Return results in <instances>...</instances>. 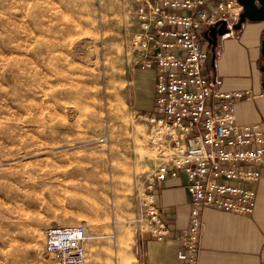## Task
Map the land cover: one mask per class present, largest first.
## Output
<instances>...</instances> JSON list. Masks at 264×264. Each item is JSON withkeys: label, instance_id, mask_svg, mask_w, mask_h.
Returning a JSON list of instances; mask_svg holds the SVG:
<instances>
[{"label": "rangeland", "instance_id": "rangeland-1", "mask_svg": "<svg viewBox=\"0 0 264 264\" xmlns=\"http://www.w3.org/2000/svg\"><path fill=\"white\" fill-rule=\"evenodd\" d=\"M135 3L0 0V264H57L43 232L80 224L86 264H140L155 158L130 103Z\"/></svg>", "mask_w": 264, "mask_h": 264}, {"label": "built area", "instance_id": "built-area-1", "mask_svg": "<svg viewBox=\"0 0 264 264\" xmlns=\"http://www.w3.org/2000/svg\"><path fill=\"white\" fill-rule=\"evenodd\" d=\"M208 4L136 0L137 29L128 40L138 67L156 76L153 110L138 114L149 126L146 147L155 158L139 195L141 237L149 234L162 242L173 235L158 205V186L184 174L191 210L187 227L174 235L178 264H197L205 210L254 213L261 178L255 165H264V122L242 124L234 115V101L251 92L224 91L223 79L209 73L204 47L210 45L205 33L221 21L232 29L243 7L237 0L211 9ZM234 5L240 7L237 12ZM43 233L45 250L57 264H86L90 235L84 225H53Z\"/></svg>", "mask_w": 264, "mask_h": 264}, {"label": "crops", "instance_id": "crops-1", "mask_svg": "<svg viewBox=\"0 0 264 264\" xmlns=\"http://www.w3.org/2000/svg\"><path fill=\"white\" fill-rule=\"evenodd\" d=\"M226 0H208V9ZM264 21L247 20L240 29L219 37L217 45L205 44L209 51L208 68L212 76L223 79L224 91L249 90L233 103L234 115L239 123L264 122V57L262 41ZM133 71V93L130 103L138 113L153 110L155 96V72ZM143 89L138 92V87ZM254 167V165H253ZM260 181L255 185L257 202L252 215L207 209L203 212L204 229L197 264H264V165H255ZM184 174L169 178L158 186V205L173 235L156 241L149 234L136 250L137 259L143 262L178 264L176 252L179 242L175 233L189 223L191 199Z\"/></svg>", "mask_w": 264, "mask_h": 264}, {"label": "water", "instance_id": "water-1", "mask_svg": "<svg viewBox=\"0 0 264 264\" xmlns=\"http://www.w3.org/2000/svg\"><path fill=\"white\" fill-rule=\"evenodd\" d=\"M243 7L237 23L233 25L234 30H238L247 21H264V0H237ZM231 31L227 27L226 22H218L215 26L205 33V38L207 39L210 46L215 48L219 37H223L229 34ZM262 55L264 57V38L262 41ZM264 89V83H263Z\"/></svg>", "mask_w": 264, "mask_h": 264}, {"label": "bare ground", "instance_id": "bare-ground-1", "mask_svg": "<svg viewBox=\"0 0 264 264\" xmlns=\"http://www.w3.org/2000/svg\"><path fill=\"white\" fill-rule=\"evenodd\" d=\"M239 9H240V7H239L238 5H234V6L232 7V12H237ZM39 37H40V36H39ZM17 204H18V203H17ZM20 212H22V211H20ZM91 238H93L92 235L89 236V239H91Z\"/></svg>", "mask_w": 264, "mask_h": 264}]
</instances>
